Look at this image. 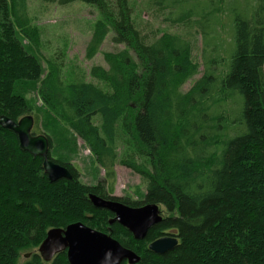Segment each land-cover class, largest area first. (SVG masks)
I'll list each match as a JSON object with an SVG mask.
<instances>
[{"label":"trees","instance_id":"1","mask_svg":"<svg viewBox=\"0 0 264 264\" xmlns=\"http://www.w3.org/2000/svg\"><path fill=\"white\" fill-rule=\"evenodd\" d=\"M39 1L96 9L88 60L108 36L120 47L103 54L106 67L90 70L105 89L64 82L54 61L39 84L41 100L84 142L104 178L83 185L73 165L49 155L72 175L50 183L41 157L21 151L17 137L0 127V264H68L65 252L46 262L37 250L50 229L75 222L133 251L136 264H264V0H251L249 16L239 10L241 0H228L227 8L225 0L154 1L170 9L166 20L196 22L203 72L187 91L182 86L198 70L191 60L196 39L148 40L134 24L129 0ZM19 36L38 48L27 0H0V116L15 122L31 115L15 84L39 80L42 72ZM33 119L37 127L38 116ZM116 162L143 182L142 202L109 195ZM90 194L130 207L154 203L166 215L135 240L108 224L114 216L94 208ZM163 236L175 237L177 246L160 255L149 251Z\"/></svg>","mask_w":264,"mask_h":264},{"label":"rangeland","instance_id":"2","mask_svg":"<svg viewBox=\"0 0 264 264\" xmlns=\"http://www.w3.org/2000/svg\"><path fill=\"white\" fill-rule=\"evenodd\" d=\"M107 1L113 2V0ZM154 1L129 0L132 19L141 35L148 40L162 35H175L188 38L191 41L196 39L191 60L197 64L198 70L182 86V90L187 91L201 77L203 72L202 39L198 34L196 22L187 25L172 23L166 20V18H172V16H168L170 9L161 10L154 5ZM224 6L226 8L229 6L228 0H225ZM238 7L239 10L245 11L249 16L250 9H252L251 0H241V6L239 2ZM27 13L31 26L36 27L40 35L38 48L32 47L21 36L19 39L27 52L37 58L42 72L39 80L16 83L15 93L24 99L31 111L30 114L32 116L37 115L39 118L37 127L33 126L32 132L50 137L52 146L49 153L50 157L73 165L79 172L81 184L95 186L104 178V171L98 167L84 142L77 138L41 100L39 84L40 80L47 74L48 62L54 61L60 66V76L64 82H91L100 88H104L101 82L90 76V70L95 66L106 67L103 54L115 52L120 47L113 46L110 41L111 36H108L96 56L90 60L86 58V46L92 35L94 24L99 20V15L95 8L85 4L73 3L67 6H57L44 4L39 0H27ZM224 17L226 18L225 9L224 15L221 17L223 23L227 21ZM195 21H198V18ZM218 31L222 32L220 28ZM118 149L121 148L118 147ZM114 170L116 182L113 192L109 195L129 201L142 202L145 186L139 176L120 166L118 162H116ZM158 207L161 216L164 217L166 215L164 208ZM22 260L23 258H21Z\"/></svg>","mask_w":264,"mask_h":264},{"label":"water","instance_id":"3","mask_svg":"<svg viewBox=\"0 0 264 264\" xmlns=\"http://www.w3.org/2000/svg\"><path fill=\"white\" fill-rule=\"evenodd\" d=\"M34 119L31 115L21 117L16 122L1 115L0 127L11 131L16 137L19 149L33 157L42 158V170L50 183L60 179L71 180L70 171L49 158L50 144L46 135L32 132ZM88 200L96 209H104L114 216L108 224L117 223L127 230L135 240H142L147 231L162 221L157 204L148 203L140 207H130L118 201L88 195ZM178 244L175 237L163 236L148 245L155 254H164ZM40 257L51 261L54 256L65 252L68 264H136L140 258L124 248L106 233L85 226L81 222L65 228L50 229L37 250ZM28 258L29 255H24Z\"/></svg>","mask_w":264,"mask_h":264},{"label":"bare ground","instance_id":"4","mask_svg":"<svg viewBox=\"0 0 264 264\" xmlns=\"http://www.w3.org/2000/svg\"><path fill=\"white\" fill-rule=\"evenodd\" d=\"M42 159V158H41ZM127 264V263H126Z\"/></svg>","mask_w":264,"mask_h":264}]
</instances>
